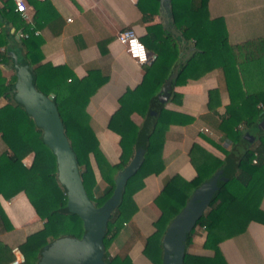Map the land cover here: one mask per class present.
Returning a JSON list of instances; mask_svg holds the SVG:
<instances>
[{
  "label": "trees",
  "instance_id": "trees-1",
  "mask_svg": "<svg viewBox=\"0 0 264 264\" xmlns=\"http://www.w3.org/2000/svg\"><path fill=\"white\" fill-rule=\"evenodd\" d=\"M149 10L157 12L160 0H141ZM174 22L186 40H194V49L189 58L176 70L171 79L173 86L198 79L207 71L217 68L220 85L227 91L230 102L226 115L214 123L215 129L229 142L230 150L223 159L205 151L194 143L190 158L197 175L186 180L175 174L165 179L163 188L155 198L160 215L153 221L154 231L144 240V255L154 264H161L162 239L172 218L185 206L193 191L217 170L224 168L214 193L203 214L196 220L185 240L183 264H228L221 253L219 242L231 234L244 231L251 220L264 223V212L260 200L264 193V129L255 144L246 143L244 134L259 125L264 117V89L243 93L236 72V62L231 52L224 22L210 19L207 14V0H170ZM35 15L32 19L35 29L48 22L53 8L49 1H34ZM15 30L21 29L27 37H16ZM26 21L15 11L11 0H0V63L14 68L12 55L21 66H26L33 77V84L45 95L52 93L53 101L62 120L65 134L73 148L86 193L91 201L101 205L114 189V176L105 174L102 185L96 182L89 160V153L97 146V139L86 112L90 95L98 85L89 77L76 78L64 66L42 62V38L35 35ZM172 37V35H169ZM160 38L152 50L154 58L144 64L142 82L134 89H128L119 98V106L112 114L108 127L119 134L121 152L115 167L121 170L132 158L137 148L144 149L143 162L131 176L124 188L122 203L111 213L103 237L106 264H130L129 241L117 253H111L114 238L124 225L122 206L127 199L143 186V178L163 168L161 151L166 132L171 124H186L190 116L164 108L159 90L173 73L180 40L178 37ZM142 41V40H141ZM147 49L148 45L142 41ZM166 45H165V44ZM0 97L6 104L0 107L1 140L0 194L10 198L23 191L37 215L43 219L40 233L29 236L21 248L25 255L23 264H37L42 247L59 236L80 237L83 232L82 219L67 208L65 189L57 176L56 160L52 150L43 142L42 131L24 106L14 98V83H6L0 74ZM171 92V100H179ZM136 112L144 118L141 126L131 119ZM241 127L239 128V126ZM245 143V144H244ZM243 145V148L240 146ZM240 148V149H239ZM33 153L29 166L22 160ZM255 160V162H253ZM204 227L206 237L202 247L206 253L189 252L194 242L195 228Z\"/></svg>",
  "mask_w": 264,
  "mask_h": 264
},
{
  "label": "crops",
  "instance_id": "crops-1",
  "mask_svg": "<svg viewBox=\"0 0 264 264\" xmlns=\"http://www.w3.org/2000/svg\"><path fill=\"white\" fill-rule=\"evenodd\" d=\"M34 1L26 0L31 19L35 15ZM37 1H49L53 8L48 22L40 29H35L32 20L30 23L43 40L41 61L64 66L76 78L89 77L99 81L88 99L86 112L97 139L89 160L96 182L102 184L105 174L115 177V165L121 152L120 136L108 127V122L119 106V98L128 89L137 87L144 75V64L139 65L129 57L125 47L116 39L117 32L126 27L134 28L148 45L151 58L155 57L152 50L160 38L170 34L172 37L169 38L178 37L180 45L173 72L189 58L194 40H186L177 28L170 0H160L157 12L149 10L148 4L141 0ZM207 14L209 20L217 18L224 22L243 93L264 89V0H207ZM11 31H16L15 27L12 26ZM1 33L0 29V36ZM0 74L5 76L6 83L15 82V68L0 63ZM219 77V70L213 68L198 79L171 85L167 100L162 101L167 110L190 116L193 120L169 126L161 151L163 168L157 173L147 174L143 178V186L122 206L125 222L114 238L110 252L117 253L129 241L130 264H154L144 255L143 248L144 240L154 231L153 221L160 215L155 198L166 178L178 174L191 180L197 175L190 158L192 145L196 143L221 159L233 146L214 127V123L226 115L230 102ZM172 91L180 96L179 100L170 99ZM6 102L0 97V107ZM131 119L138 126L144 122L136 112L131 114ZM262 121L264 117L259 125L252 126L245 133L251 139L249 144H255L263 133ZM3 122L1 120L0 125ZM2 150L0 134V153ZM32 158L33 153H30L22 163L29 166ZM260 208L264 212V193ZM43 223L23 191L10 198L0 194V264L12 259V247H21L29 236L40 233ZM206 233L204 227L195 228L189 252L206 253L201 245ZM219 248L228 264H264V223L251 220L244 231L222 239Z\"/></svg>",
  "mask_w": 264,
  "mask_h": 264
},
{
  "label": "water",
  "instance_id": "water-1",
  "mask_svg": "<svg viewBox=\"0 0 264 264\" xmlns=\"http://www.w3.org/2000/svg\"><path fill=\"white\" fill-rule=\"evenodd\" d=\"M12 59L16 76L14 98L41 129L43 142L55 156L57 176L65 189L67 208L82 219L84 228L80 237L63 235L46 243L40 250L37 264H106L103 259L106 225L113 210L122 203L127 180L140 168L144 149L137 148L130 161L116 173L114 189L101 205L91 201L83 185L75 152L53 101V94L45 95L38 90L33 84L30 70L19 65L14 55ZM175 75L176 71L162 85L161 101L167 100L171 90L170 81ZM261 125L264 126V121ZM243 139L246 143L251 141L247 134H244ZM223 171L222 167L201 183L169 222L162 239L161 264H183L186 236L218 190V180L223 179Z\"/></svg>",
  "mask_w": 264,
  "mask_h": 264
},
{
  "label": "built area",
  "instance_id": "built-area-1",
  "mask_svg": "<svg viewBox=\"0 0 264 264\" xmlns=\"http://www.w3.org/2000/svg\"><path fill=\"white\" fill-rule=\"evenodd\" d=\"M11 1L14 4L15 11H17L23 19L31 23V14H29L30 6L27 4L26 0ZM31 29H33L34 34H38V31L34 29L33 25L31 26ZM15 33L18 38L28 36V34L21 29L16 30ZM116 39L125 47L129 57L137 64L143 65L149 61L150 56L148 51L134 28L126 27L120 29L116 34ZM253 162H255V160H253ZM10 251L13 257L6 264H23L25 262V255L20 246H14Z\"/></svg>",
  "mask_w": 264,
  "mask_h": 264
},
{
  "label": "clouds",
  "instance_id": "clouds-1",
  "mask_svg": "<svg viewBox=\"0 0 264 264\" xmlns=\"http://www.w3.org/2000/svg\"><path fill=\"white\" fill-rule=\"evenodd\" d=\"M141 55H142V53H141Z\"/></svg>",
  "mask_w": 264,
  "mask_h": 264
},
{
  "label": "rangeland",
  "instance_id": "rangeland-1",
  "mask_svg": "<svg viewBox=\"0 0 264 264\" xmlns=\"http://www.w3.org/2000/svg\"><path fill=\"white\" fill-rule=\"evenodd\" d=\"M102 182V181H101ZM102 185V184H101Z\"/></svg>",
  "mask_w": 264,
  "mask_h": 264
}]
</instances>
